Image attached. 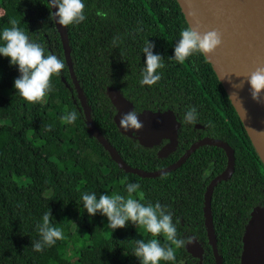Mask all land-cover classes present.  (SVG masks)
Listing matches in <instances>:
<instances>
[{"label":"trees","instance_id":"obj_1","mask_svg":"<svg viewBox=\"0 0 264 264\" xmlns=\"http://www.w3.org/2000/svg\"><path fill=\"white\" fill-rule=\"evenodd\" d=\"M83 2L86 19L66 26L74 71L95 124L128 164L148 171L164 168L178 160L198 132L223 139L234 148L235 171L214 188L212 211L223 264H239L250 211L264 204V164L205 56L196 53L183 64L171 58L180 32L189 26L177 0ZM47 6V0H0V32L16 19L46 54L65 63L64 70L51 78L53 90L43 101L30 103L14 87L18 66L0 56V264H141L134 255L135 240L159 239L168 246L163 235L153 237L144 226L131 222L113 230L106 216L99 212L90 216L83 208L84 193L127 198L129 183L140 185L133 198L145 204L159 202L173 213L178 236L186 241L180 248L173 245L174 261L159 264H196L186 248L188 233L203 241L202 264H216L204 223L208 181L204 183L203 174L215 166V173L224 171L225 151L201 147L180 167L158 177L121 169L88 131L60 34L49 19L52 9ZM148 40L155 45L153 52L163 56L164 67L157 70V83L142 85L143 49ZM108 86L120 90L136 111L174 110L181 123L176 149L159 158L158 147L148 148L123 134L114 121L116 109ZM191 107L197 109L195 123L184 119ZM71 111L79 114L77 120L63 122L62 117ZM196 123L205 129L196 128ZM65 191L76 196L68 198ZM49 211L51 224L62 229L63 239L35 251L33 244L41 239L38 225ZM47 247L55 253L47 252Z\"/></svg>","mask_w":264,"mask_h":264},{"label":"water","instance_id":"obj_2","mask_svg":"<svg viewBox=\"0 0 264 264\" xmlns=\"http://www.w3.org/2000/svg\"><path fill=\"white\" fill-rule=\"evenodd\" d=\"M177 2L189 26L198 28L201 32L215 29L222 34V45L214 53L204 56L211 64L228 97L233 94L229 99L264 164V93L261 94V102L253 100L250 85L246 81L247 74L257 67H264V0H177ZM56 10V8L52 9V11ZM55 25L61 37L66 63L81 103L88 131L125 172L145 178L158 177L180 167L201 145H213L225 151L228 158L227 166L209 183L204 200V223L208 241L216 264H223L213 221L212 196L214 188L233 175L236 161L234 148L223 139L205 137L193 143L178 160L164 168L148 171L128 164L95 124L86 94L74 71L67 28L58 23ZM241 82L243 87H239ZM107 93L116 109L114 121L123 134L134 137L146 147L166 139V144L159 151L160 156H167L176 149L180 122L172 110H144L138 113L144 127L139 131L132 129L125 131L119 121L124 113L133 110V103L114 87L108 86ZM191 246L194 249L199 248L200 251L202 248L195 239L186 245L187 250L194 257L200 258L196 264H202V255L195 254ZM241 264H264V206H256L250 211V218L243 235Z\"/></svg>","mask_w":264,"mask_h":264},{"label":"clouds","instance_id":"obj_3","mask_svg":"<svg viewBox=\"0 0 264 264\" xmlns=\"http://www.w3.org/2000/svg\"><path fill=\"white\" fill-rule=\"evenodd\" d=\"M49 19L54 20L62 26L79 24L86 19L83 0H49ZM103 15V13H98ZM11 27L4 28L0 32V56L9 58L11 65L18 66L20 75L14 81L15 89L30 103H38L44 100L51 92L53 75H59L65 68V63L56 55L45 53V48L38 42L33 41L30 36L18 26L16 19L9 21ZM223 43L222 34L218 30L201 32L198 28L188 26L180 32V38L174 46V55L171 57L183 64L187 58L199 53L208 56L214 53ZM155 45L149 40L143 49L146 56L142 85H153L157 83L160 76L157 70L164 67L163 56L153 52ZM246 81L250 85V94L253 100L261 102V94L264 93V67H257L247 74ZM243 87V82L239 85ZM233 95V94H232ZM230 95L229 98H232ZM76 111L68 112L62 117L66 123H74L78 118ZM197 109L191 107L185 113V122L195 123L197 120ZM121 128L125 131L132 129L139 131L144 127L139 119L138 113L131 110L124 113L119 121ZM128 197L120 194L108 195L102 193L97 198L96 192L84 193L82 195L83 208L90 216L98 212L106 216L108 227L115 230L125 228L131 222L137 226H144L153 237L163 235L169 242L168 246L160 243L159 239L135 240L136 247L134 255L141 264H159L161 260L174 261L176 259L173 245L176 248L185 246V239L178 236L176 224L173 222V213L168 211L159 202L155 205L142 203L133 198L140 185L138 183L127 184ZM51 211L43 215V223L38 225L41 239L34 242L35 251H42L45 246L55 244L57 240L63 239V231L51 224Z\"/></svg>","mask_w":264,"mask_h":264},{"label":"flooded vegetation","instance_id":"obj_4","mask_svg":"<svg viewBox=\"0 0 264 264\" xmlns=\"http://www.w3.org/2000/svg\"><path fill=\"white\" fill-rule=\"evenodd\" d=\"M133 103V102H132ZM133 110H135L136 111V109H135V106H134V103H133ZM144 110H147V109H143L142 111H136L137 113H140V112H143ZM167 110H172V109H166V110H158V111H167ZM173 112H174V110H172ZM175 113V112H174ZM176 115V114H175ZM177 117V116H176ZM178 119V118H177ZM180 126H181V123H180ZM195 126H196V128H198V129H200V130H204L205 129V126L204 125H202V124H199V123H196L195 124ZM180 129V128H179ZM205 137H211V136H209V135H203V136H200V133L198 132L197 133V135H196V139H192V141H191V143H190V145L187 147V148H185V150L183 151V153L181 154V156L186 152V150L193 144V143H195L196 141H199V140H201V139H203V138H205ZM134 138V137H133ZM214 138V137H213ZM135 139V138H134ZM135 140H137V139H135ZM166 142H167V140L166 139H163L160 143H158V144H154L153 146H150V147H148V148H153V147H158V149L156 150V153H157V156L159 157V158H164V157H166V156H160L159 155V151L161 150V148L166 144ZM205 146H213V145H201L200 147H198L197 149H196V151L199 149V148H201V147H205ZM173 152V151H172ZM171 152V153H172ZM170 154V153H169ZM168 156V155H167ZM180 156V157H181ZM191 156V155H190ZM189 156V157H190ZM210 156V155H209ZM179 157V158H180ZM188 157V158H189ZM178 158V159H179ZM235 165H236V161H235ZM216 167V166H215ZM215 167H213L212 169H210V170H207L206 172H204V174H203V181H204V183H205V181H208V183H207V185H206V189H205V193H206V190H207V187H208V185H209V183L212 181V179L215 177V176H217V175H219L221 172H219V173H215L214 172V168ZM235 171V170H234ZM234 173V172H233ZM232 177V176H231ZM256 206H264V204L262 205V204H260V205H256ZM213 212V211H212ZM249 218H250V215H249ZM205 219V218H204ZM249 220V219H248ZM214 221V220H213ZM248 222V221H247ZM246 225H247V223L245 224V228H246ZM207 232V231H206ZM244 232H245V229H244V231H243V235H244ZM243 235H242V237H241V240H242V244H241V252H240V254H238V256H239V264H241V254H242V250H243ZM188 236H189V239H188V242H190V241H192V240H196L197 242H198V245L202 248V247H204V245H203V241L201 240V239H199L197 236H195L193 233H188ZM191 247H193V246H191ZM193 249H194V247H193ZM194 252H195V254H199V255H202V263L204 262V253H205V251H204V249L202 248V251H200L199 250V248H196L195 247V249H194ZM232 254H235V252H231ZM237 255V254H236ZM190 256H191V259L194 261V263H198L199 261H200V258H198V257H194L192 254H190ZM216 263V262H215Z\"/></svg>","mask_w":264,"mask_h":264},{"label":"rangeland","instance_id":"obj_5","mask_svg":"<svg viewBox=\"0 0 264 264\" xmlns=\"http://www.w3.org/2000/svg\"><path fill=\"white\" fill-rule=\"evenodd\" d=\"M8 9H9L10 11L13 10L11 7H8ZM55 94H56V93L53 91L52 94H51V97L53 98V97L55 96ZM64 195H66L68 198H73V197L76 196V193H74V192L72 193V192H67V191H65V192H64ZM46 251L49 252L50 254H54V253H55L53 247H47V248H46Z\"/></svg>","mask_w":264,"mask_h":264}]
</instances>
